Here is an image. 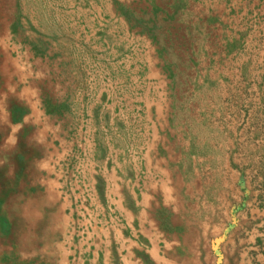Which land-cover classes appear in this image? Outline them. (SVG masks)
<instances>
[{"label": "crops", "instance_id": "1", "mask_svg": "<svg viewBox=\"0 0 264 264\" xmlns=\"http://www.w3.org/2000/svg\"><path fill=\"white\" fill-rule=\"evenodd\" d=\"M78 1L85 5L25 9L44 17L27 23L0 1V239L7 242L0 264H14L19 255L36 264L43 254L58 255L56 264H97L100 255L105 263L115 255L122 264H144L142 255L149 264H170L183 250L198 252L200 240L213 248L217 264H264V181L252 184L245 176L240 183L233 146L264 144V0H134L129 11L138 30L182 24L187 59H205L215 70L186 74L198 80V88H186V123L176 120L174 91L157 88L166 102L157 97L133 106L132 132L122 120L124 104L89 102L94 87L79 81L43 102L40 72L31 69L41 57L30 60L36 54L18 30L88 32L95 24L87 15H95V7ZM47 14L55 15L54 27L46 26ZM64 40L53 44L55 62L79 60L64 56ZM71 41L73 48L89 43L79 33ZM224 80L229 85L223 87ZM204 126L217 132L208 139L196 129ZM85 190L98 220L77 210L80 194L74 192ZM90 219V231L76 232Z\"/></svg>", "mask_w": 264, "mask_h": 264}, {"label": "rangeland", "instance_id": "2", "mask_svg": "<svg viewBox=\"0 0 264 264\" xmlns=\"http://www.w3.org/2000/svg\"><path fill=\"white\" fill-rule=\"evenodd\" d=\"M0 1L2 6L8 3L7 9L15 10V17L20 23L23 21L27 23L30 18L31 21L44 19L43 16L38 14L29 15L24 13L25 9L28 12L30 8L36 13V9L40 8L43 11L47 10L49 12V8L55 7L56 2V7H63L64 9H68L72 6L75 8L78 6L83 7V5H85L84 2L81 4L78 0ZM88 2H91L95 7V15H87V19L90 21L91 17H94L95 24V26L92 27L93 29L88 32L58 31L54 29H46L43 31L18 30L20 37L27 45L31 46L30 48L33 53L36 54L34 58L30 57V60L38 58L36 56L41 57L38 63L31 64V69H33L34 72H40V80L38 81L45 94L44 104L51 103V96L57 97L53 92L65 90L71 83L76 84L79 81L78 85L80 87H94V95L89 98V102H95L96 104L99 102L108 103L110 105L124 104L126 106V112H124L122 116L123 119L122 117L121 119L124 120V118H126V124L129 125L127 130L132 132V127L133 130L137 129L133 126V119L134 117L136 119V116L138 118L137 112L135 109H132L133 106L135 108L139 103H148L152 100L155 101L157 97L166 102V95H156V91L157 88H164V92L166 93L167 91L165 88L167 87L174 91V94L170 97L172 98V102L176 104V120L184 119L186 123V102L187 104L190 102L186 97V88H198V80L186 79V74L193 71L204 70L205 68L206 70H215L213 68L215 64H209L205 62V59L202 63L187 59L190 55L188 53V46L186 47V30L181 28L182 24L174 23L178 24V26L168 25L170 28L175 27V29H170L168 31L138 30L133 23L135 16L130 13V11H135L134 0H90ZM126 4L130 5L129 7L131 9L125 7ZM126 8L128 10H126ZM98 11L100 13H98ZM126 11L130 14H126ZM124 16L128 21H126V19L124 20ZM45 18L47 19L46 26L49 28L54 27L52 22H54L55 15L47 14ZM79 19L83 21L84 16H80ZM77 33L82 37V40L86 39L89 43L84 44V42L81 41L82 43H80L79 46L73 48L71 44V35L75 36ZM30 36H32L31 39ZM45 36L48 41L44 48V44L41 43ZM59 39H65L63 44L64 56H70V58H72L76 54L79 56V60L72 61V63L55 62L54 58H56V54L54 50L57 45L53 44ZM28 41L31 43H28ZM49 43H52V46H49ZM58 48L62 47L59 46ZM45 51L48 52L44 53ZM222 65V69H226V64ZM57 69L59 70L58 73H56ZM61 70L64 72V76L61 75ZM152 70L158 72L161 77L153 75L151 72ZM76 72L82 74V78L79 80H72L71 73ZM60 76L64 78L60 79ZM228 83L229 80H224L223 87L229 85ZM242 83L243 82L240 81L239 86L242 87ZM202 86L206 88H215L219 87V84L215 86V84L212 83H205ZM209 97L210 95H208V98ZM214 97L215 96H211V98ZM64 99L65 102H71L70 96H64ZM202 100L205 101V97ZM198 101L197 99V102ZM127 115L128 117H126ZM204 121L207 122L208 120L204 118ZM119 126L121 127L123 125ZM182 129H184L183 136L186 140V126ZM196 129L208 136V139L217 132L214 127L204 126ZM233 146L239 151L238 160L235 161H238L240 174L243 177V179L242 177L240 178V183L244 186V181H246V179L252 184H259L261 181H264V157H262L264 144L239 142L238 144H233ZM223 149L230 154L231 144L224 142ZM101 189L98 190L97 193L103 194ZM74 193L75 195L80 194V197L77 199V210L83 213L82 216L86 219H100L99 215L94 213L97 209L92 210L89 205L91 192L85 190ZM72 201H75L73 195ZM79 205H84V207L82 206L79 208ZM111 215L115 221L118 220V215L116 213H111ZM92 222L93 221L90 219L89 224H81L80 227L76 229V232L81 234L83 231V235H85L86 229H88V231L91 230L90 228L93 225ZM97 225V227H100L103 223L101 222ZM200 242L202 248L199 249L198 252H196L195 249H192L191 252L183 250L180 254L174 255L175 260L170 264H217L216 259L218 256L214 253L213 248L210 247L209 243H206L205 247H203L202 240H200ZM6 243V239H0V251L4 250L2 247H5ZM57 256H45L43 254V259L39 261L40 256L37 255L35 257L36 264H56L55 260ZM140 257L144 264H149L145 256L141 255ZM15 259H17L15 262L12 261L14 264H27V261L23 259L22 255L16 256ZM76 260L77 258L74 259V261ZM97 264H122V262L113 255L111 260H107L105 263L103 261V256L100 255Z\"/></svg>", "mask_w": 264, "mask_h": 264}]
</instances>
